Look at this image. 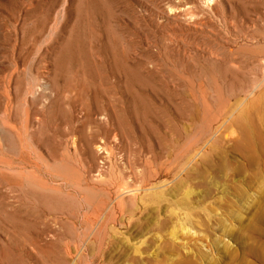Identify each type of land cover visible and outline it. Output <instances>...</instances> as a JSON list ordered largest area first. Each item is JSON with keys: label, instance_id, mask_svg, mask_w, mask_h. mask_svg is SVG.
I'll return each instance as SVG.
<instances>
[{"label": "rangeland", "instance_id": "1", "mask_svg": "<svg viewBox=\"0 0 264 264\" xmlns=\"http://www.w3.org/2000/svg\"><path fill=\"white\" fill-rule=\"evenodd\" d=\"M262 72L264 0H0V264H264Z\"/></svg>", "mask_w": 264, "mask_h": 264}, {"label": "bare ground", "instance_id": "2", "mask_svg": "<svg viewBox=\"0 0 264 264\" xmlns=\"http://www.w3.org/2000/svg\"><path fill=\"white\" fill-rule=\"evenodd\" d=\"M110 10V9H109ZM180 29V28H179ZM178 32V31H177ZM249 37V36H248ZM247 38V37H246ZM254 38L255 36L249 37ZM253 39V41H254ZM258 39V38H257ZM262 40V37L260 38ZM172 40V39H171ZM247 40V39H246ZM260 40V41H261ZM249 41V40H248ZM249 43V42H248ZM251 45L253 46L254 43L250 41ZM249 43V44H250ZM261 44V42H259ZM263 44V43H262ZM219 47V46H218ZM216 49V48H215ZM211 50V49H210ZM214 50V49H213ZM231 50V49H230ZM212 51V50H211ZM224 52V51H223ZM222 52V54H224ZM211 55L215 56V52H209ZM213 53V54H212ZM218 54V53H217ZM221 54V52H220ZM188 55V54H187ZM207 55H209L207 53ZM185 56V55H184ZM214 56L211 57L214 59ZM225 58V57H224ZM217 59V57L215 58ZM222 57L220 58L221 61ZM230 59V58H229ZM233 59V58H231ZM209 60V59H208ZM230 61V60H229ZM219 62V61H218ZM222 64V63H221ZM230 65V63H229ZM232 66V65H231ZM226 67V66H225ZM234 67V66H233ZM237 67V66H236ZM235 67V68H236ZM234 68V69H235ZM238 69V67L236 68ZM230 70V69H229ZM228 70V71H229ZM240 70V69H239ZM250 70V68H249ZM251 71V70H250ZM246 73V72H245ZM264 74V72H262ZM226 75V72L224 73ZM228 74V73H227ZM237 74V73H236ZM244 74V73H243ZM224 75V76H225ZM261 75V74H259ZM235 77V76H234ZM237 77V76H236ZM261 77V76H259ZM235 79V78H234ZM237 79V78H236ZM259 79V78H258ZM223 80V79H222ZM224 80L225 77H224ZM261 82H264V76L261 77ZM205 81V80H204ZM225 82V81H224ZM235 82V80H234ZM77 85V84H76ZM230 85V84H229ZM231 88V85H230ZM264 88V86H263ZM72 89V88H71ZM243 89V88H242ZM255 89V87L252 88V90ZM251 90V91H252ZM263 90V89H262ZM261 90V91H262ZM247 92H250V90ZM258 93V92H257ZM256 94V93H255ZM257 100H245L241 106V109L238 110L236 116L234 117L232 123H230V132L225 133L222 135L223 137L229 136L231 134H235L234 139L231 144V148L234 152H236L237 155H239L242 160L244 161V167H247L248 169H255L259 168L254 171L263 172L264 170V92L257 94ZM81 99V98H80ZM241 103V100L239 101ZM213 104V103H212ZM241 104V105H242ZM237 105V104H235ZM239 105V103H238ZM235 107V106H234ZM235 109V108H234ZM237 110V109H236ZM234 110V111H236ZM233 111V109L231 110ZM230 111V113H231ZM233 111V112H234ZM235 113V112H234ZM229 114V113H228ZM227 114V115H228ZM230 119V118H229ZM233 136V135H232ZM228 138V137H227ZM196 157V156H195ZM224 159V158H223ZM224 163H229L226 159ZM223 165V164H222ZM261 167V168H260ZM242 168V167H241ZM260 174H257L255 178H258ZM261 200L264 201V191L260 194ZM119 198V197H118ZM118 200V199H117ZM121 200V199H119ZM116 203V202H115ZM119 205L120 203L117 202ZM115 206V205H114ZM117 207V205H116ZM119 207V206H118ZM121 205L119 208L120 209ZM124 208V207H123ZM116 209V208H115ZM124 211V210H123ZM261 216H264V213L258 217V219L261 221ZM116 218V217H115ZM15 258V257H14ZM5 261V260H4Z\"/></svg>", "mask_w": 264, "mask_h": 264}]
</instances>
